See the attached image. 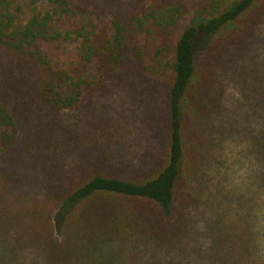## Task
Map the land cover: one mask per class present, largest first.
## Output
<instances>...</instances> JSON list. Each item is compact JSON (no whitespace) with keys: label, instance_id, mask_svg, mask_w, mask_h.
I'll list each match as a JSON object with an SVG mask.
<instances>
[{"label":"rangeland","instance_id":"rangeland-1","mask_svg":"<svg viewBox=\"0 0 264 264\" xmlns=\"http://www.w3.org/2000/svg\"><path fill=\"white\" fill-rule=\"evenodd\" d=\"M71 1L85 7L83 22L101 30L113 19L124 25L122 55L116 69L95 84L98 63L80 60L79 40L39 43L53 68L91 83L76 107L54 111L40 97L47 68L31 54L0 45V102L17 126L12 145L0 150V226L22 238L49 230L58 236L61 200L91 175L139 181L154 174L170 140L168 85L173 75L142 68L147 58L139 61L136 47L144 36L130 20L149 0ZM209 1L187 0L174 35L189 24L195 8ZM230 29L205 39L196 50L200 69L184 116L187 176L173 206L162 211L147 201L129 202L135 214L125 226L143 242L129 247L135 264H223L221 254L231 257V248L248 252L250 230L256 233L257 251L264 254V231L256 228L264 187L256 178L260 165L254 144L264 129V0ZM94 205L115 209L111 220L117 232L111 229L99 246V237L93 243L102 262L119 264L127 247L120 235L127 232L121 222L128 203L96 198ZM79 208L85 214L89 210L88 204ZM28 221L34 228L24 225ZM68 230L78 235L70 225Z\"/></svg>","mask_w":264,"mask_h":264},{"label":"trees","instance_id":"trees-1","mask_svg":"<svg viewBox=\"0 0 264 264\" xmlns=\"http://www.w3.org/2000/svg\"><path fill=\"white\" fill-rule=\"evenodd\" d=\"M260 1L210 0L206 6L194 9L189 24L179 36L174 33L187 11V0H149L147 5L137 7L131 13V23L144 36L143 44L136 47L138 60L142 62L147 58L142 68L153 75H173L168 85L170 140L165 161L154 174L139 181L94 174L72 187L61 200L57 213L56 223L61 229L58 236L49 230L46 233H27L22 238L9 234L8 228L0 226V264H106L94 243L99 237V244L95 243L99 246L108 232L114 229L111 216L115 209L96 207V198H121L128 203L127 216L119 221L124 226L123 231H127L120 235L122 240L123 234L127 247L119 264H135L133 262L137 260L130 259L129 247L137 240L139 244L143 242L140 237L131 235L125 226L135 214L129 202L147 201L155 209L166 211L173 206L181 182L187 176L185 165L189 143L184 131V116L200 69L197 47L205 39L231 31L230 28ZM84 11L82 4L71 0H0V45L14 52L31 54L47 68L48 75L40 97L54 111L76 107L91 83L81 76L74 77L65 69L53 68L38 50L39 43L58 44L72 38L79 40L77 54L80 60L85 63L96 60L98 63L100 77L95 84L116 69L122 55L124 25L113 19L105 30H101L98 25L83 22ZM16 132L13 116L0 102V150L12 145ZM261 135L254 144L259 148L257 164L260 167L256 178L264 187V129ZM83 204H88L86 214L79 208ZM33 223L28 221L24 225L34 228ZM69 225L76 230L78 237L72 236ZM247 236L246 240L251 245L247 244L248 252L246 248L234 251L231 248V257L227 252L221 254L224 255L221 256L223 264H264V254L258 252L254 245L256 233L250 230ZM90 241L91 250L88 248Z\"/></svg>","mask_w":264,"mask_h":264},{"label":"clouds","instance_id":"clouds-1","mask_svg":"<svg viewBox=\"0 0 264 264\" xmlns=\"http://www.w3.org/2000/svg\"><path fill=\"white\" fill-rule=\"evenodd\" d=\"M259 202H264V196H261ZM257 215V223L256 228L258 230L264 231V203H261V209L259 212L256 213ZM262 244H264V238H262Z\"/></svg>","mask_w":264,"mask_h":264}]
</instances>
